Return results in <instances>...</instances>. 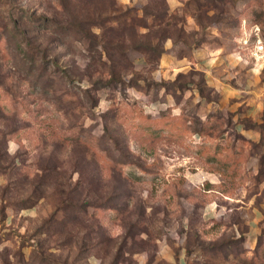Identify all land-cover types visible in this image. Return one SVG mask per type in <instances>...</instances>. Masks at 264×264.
I'll use <instances>...</instances> for the list:
<instances>
[{"label":"rangeland","instance_id":"374dc122","mask_svg":"<svg viewBox=\"0 0 264 264\" xmlns=\"http://www.w3.org/2000/svg\"><path fill=\"white\" fill-rule=\"evenodd\" d=\"M244 20L264 0H0V264H264Z\"/></svg>","mask_w":264,"mask_h":264},{"label":"built area","instance_id":"2783aa9c","mask_svg":"<svg viewBox=\"0 0 264 264\" xmlns=\"http://www.w3.org/2000/svg\"><path fill=\"white\" fill-rule=\"evenodd\" d=\"M241 42L247 48L248 59L256 65L264 69V35L258 24L254 22L243 21Z\"/></svg>","mask_w":264,"mask_h":264},{"label":"crops","instance_id":"0c3cea01","mask_svg":"<svg viewBox=\"0 0 264 264\" xmlns=\"http://www.w3.org/2000/svg\"><path fill=\"white\" fill-rule=\"evenodd\" d=\"M238 129L242 128V133H244L248 138H250L252 141H258L261 137V133L254 130L253 128H246L241 126L240 124L237 125ZM260 212V211H259ZM257 214H259L257 212ZM158 246H157V254L161 257L166 259L168 262L173 264H187L186 256H185V249L184 247H180V254H176V248L170 244L168 240H166L164 237L158 238ZM143 262L142 264H150V259L148 255L146 254L144 258H142Z\"/></svg>","mask_w":264,"mask_h":264}]
</instances>
